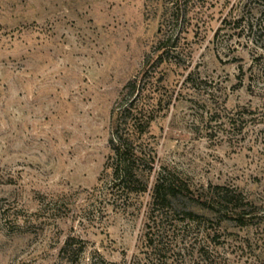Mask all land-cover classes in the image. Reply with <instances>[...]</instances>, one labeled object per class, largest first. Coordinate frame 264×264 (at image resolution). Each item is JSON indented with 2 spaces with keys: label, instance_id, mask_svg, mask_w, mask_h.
Here are the masks:
<instances>
[{
  "label": "rangeland",
  "instance_id": "obj_1",
  "mask_svg": "<svg viewBox=\"0 0 264 264\" xmlns=\"http://www.w3.org/2000/svg\"><path fill=\"white\" fill-rule=\"evenodd\" d=\"M165 2L0 0V264H264V0H178L169 25ZM161 27L149 190L112 191V110ZM163 170L252 221L152 212Z\"/></svg>",
  "mask_w": 264,
  "mask_h": 264
},
{
  "label": "trees",
  "instance_id": "obj_2",
  "mask_svg": "<svg viewBox=\"0 0 264 264\" xmlns=\"http://www.w3.org/2000/svg\"><path fill=\"white\" fill-rule=\"evenodd\" d=\"M165 3V23L169 25L178 11V0H167ZM241 22L242 19L237 22L239 26ZM159 35L155 48L145 58L141 73L123 88L122 99L112 110L109 141L112 191L146 193L149 190L148 178L153 172L155 156L147 152L142 142V131L149 124L150 115L164 101L157 86L160 69L165 65L179 66L175 62L179 35L175 36L164 27L159 30ZM150 187L152 212L155 209L161 216L184 214L194 219L202 217L199 212H203L218 219L219 223L235 221L240 226H248L255 215L250 212L248 203L241 202L227 188L195 189L167 170L158 172ZM148 241L152 242V238Z\"/></svg>",
  "mask_w": 264,
  "mask_h": 264
}]
</instances>
